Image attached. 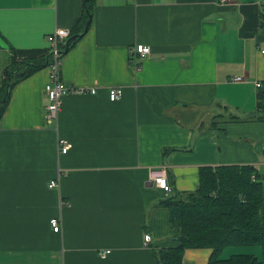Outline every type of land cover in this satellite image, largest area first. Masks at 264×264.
Listing matches in <instances>:
<instances>
[{
    "label": "crops",
    "instance_id": "crops-1",
    "mask_svg": "<svg viewBox=\"0 0 264 264\" xmlns=\"http://www.w3.org/2000/svg\"><path fill=\"white\" fill-rule=\"evenodd\" d=\"M84 3L0 0V87L10 47L50 48L48 36L71 30ZM263 6L95 0L90 26L60 67L65 84L94 93L64 96L47 123L46 67L12 89L0 121V264H158L154 248L174 242L169 210L158 206L167 196L151 173L165 169L182 194L198 189L203 167L251 165L264 179V122L246 121L264 82ZM137 45L152 51L139 69L130 55ZM115 87L123 95L112 102ZM218 108L243 121L220 122ZM60 138L71 144L67 154ZM211 254L188 249L183 262L208 264Z\"/></svg>",
    "mask_w": 264,
    "mask_h": 264
},
{
    "label": "trees",
    "instance_id": "trees-1",
    "mask_svg": "<svg viewBox=\"0 0 264 264\" xmlns=\"http://www.w3.org/2000/svg\"><path fill=\"white\" fill-rule=\"evenodd\" d=\"M94 1L85 0L82 15L70 30L67 40H71L70 48L90 26ZM261 28L264 34V6ZM73 36L76 38L71 39ZM68 46H61V59ZM10 49L12 56L4 68L0 87V121L9 105L12 89L49 67L53 59L50 48ZM256 98L257 114L246 121L264 122V82L258 87ZM242 121V118L233 117L230 122ZM158 206L169 210L170 239L174 242L173 246L154 248L158 264H184L186 250L201 248L212 250L208 264H264V179L254 166L203 167L196 191L184 194L172 192L160 200ZM249 246H259L262 259L245 253L222 258V253L228 248Z\"/></svg>",
    "mask_w": 264,
    "mask_h": 264
},
{
    "label": "built area",
    "instance_id": "built-area-1",
    "mask_svg": "<svg viewBox=\"0 0 264 264\" xmlns=\"http://www.w3.org/2000/svg\"><path fill=\"white\" fill-rule=\"evenodd\" d=\"M233 0H219L221 4L232 3ZM71 32L67 29H58L55 33L48 36V42L50 44V51L53 54L52 63L49 65L51 71V79L48 84L45 86V94L47 103L45 106L46 114L45 119L47 123L55 122L60 114L62 107V99L64 96L72 93H94V90H87L83 88H75L73 86H68L61 80V46L68 40ZM152 51L149 46L137 45L131 49V63L134 68L139 69L141 67V61L145 60L151 55ZM261 53L264 54V49H261ZM235 82L242 81L241 77L235 78ZM261 84H258L257 87H260ZM123 95V89L121 87L112 88L109 92L110 100L116 102L121 99ZM59 151L61 154H67L71 148V144L60 138L58 142ZM166 170H162L160 173H151V180L154 182L155 186L161 189L166 196L172 193L171 186L167 183L165 179ZM254 178V177H253ZM50 188H58L59 180H53L49 184ZM51 227L54 232H60L62 229L61 220L55 218L51 221ZM145 243L148 244L151 242L152 237L147 234L145 235ZM109 251L101 253L102 257H105Z\"/></svg>",
    "mask_w": 264,
    "mask_h": 264
},
{
    "label": "rangeland",
    "instance_id": "rangeland-1",
    "mask_svg": "<svg viewBox=\"0 0 264 264\" xmlns=\"http://www.w3.org/2000/svg\"><path fill=\"white\" fill-rule=\"evenodd\" d=\"M219 113H221V114H219ZM215 116L217 115L218 117L217 118H219V117H221V119H219L220 120V122H228V121H232V118L233 117H238V116H235L236 114H234V116L232 115H230V113H227L226 111H224L222 108H218L217 110H215V114H214ZM179 198H184V197H179ZM232 252H234V251H240V250H245V252H239V253H245V254H253V255H255L257 258H259V259H262V251H261V248L259 247V246H249V247H242V248H231V249H228V251L226 250L225 251V257H229V255L232 253ZM253 250H257L258 252L260 251L261 252V254H257V253H255ZM226 252H228V253H226ZM222 258H223V256H222Z\"/></svg>",
    "mask_w": 264,
    "mask_h": 264
},
{
    "label": "water",
    "instance_id": "water-1",
    "mask_svg": "<svg viewBox=\"0 0 264 264\" xmlns=\"http://www.w3.org/2000/svg\"><path fill=\"white\" fill-rule=\"evenodd\" d=\"M89 24V23H88ZM76 38V36H73L71 39H75ZM71 40H69V41H67V46L69 45V42H70ZM67 49H69V46L67 47Z\"/></svg>",
    "mask_w": 264,
    "mask_h": 264
}]
</instances>
